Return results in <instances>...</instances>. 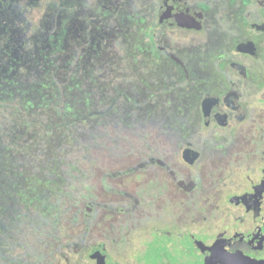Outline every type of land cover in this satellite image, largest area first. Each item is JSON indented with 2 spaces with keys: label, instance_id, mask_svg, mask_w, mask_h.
<instances>
[{
  "label": "flooded vegetation",
  "instance_id": "obj_1",
  "mask_svg": "<svg viewBox=\"0 0 264 264\" xmlns=\"http://www.w3.org/2000/svg\"><path fill=\"white\" fill-rule=\"evenodd\" d=\"M152 7L156 55L187 82L179 110L150 112L142 134L116 140L129 147L102 164L104 184L78 213L43 206L44 262L9 258L14 237L0 223L2 264L264 262V0Z\"/></svg>",
  "mask_w": 264,
  "mask_h": 264
},
{
  "label": "rangeland",
  "instance_id": "obj_2",
  "mask_svg": "<svg viewBox=\"0 0 264 264\" xmlns=\"http://www.w3.org/2000/svg\"><path fill=\"white\" fill-rule=\"evenodd\" d=\"M154 1L0 0V31L10 26L19 35L26 29L33 33L46 18L51 29L46 39L53 33L64 36L57 45L67 50L65 62L72 65L74 53L80 55V61L75 60L79 65H73L80 66L79 77L74 78L76 91L66 88L74 81L69 70L41 75L44 92L29 76L23 82L30 92L26 98L29 107L15 110V114L12 110L11 117L0 114V223L14 237V250L5 252L9 258L26 253L34 261L44 262L49 245L43 227L37 228L49 210L43 206L59 204V211L51 207L54 215L78 213L84 205L82 199L88 195L92 200L99 191L97 186L104 184L102 164L110 162L115 150L129 147L127 141L116 140L142 134L150 112L161 115L155 110H179L187 82L180 85V73L156 55L157 39L150 35L156 20ZM43 39L37 38L34 49H41ZM53 40L50 38L49 45ZM20 79L11 75L14 84L22 83ZM58 84L66 88V102L70 101L68 94H76L70 102L77 110H54L48 105ZM88 110L98 113L88 115ZM80 115L87 117L78 118ZM17 187L30 188L31 195L28 191L25 196L18 194ZM22 197L33 203L31 209L22 205ZM18 221L23 228L10 227Z\"/></svg>",
  "mask_w": 264,
  "mask_h": 264
},
{
  "label": "trees",
  "instance_id": "obj_3",
  "mask_svg": "<svg viewBox=\"0 0 264 264\" xmlns=\"http://www.w3.org/2000/svg\"><path fill=\"white\" fill-rule=\"evenodd\" d=\"M24 6L26 9L27 4L25 3ZM49 11H51L50 8H48V12ZM40 23L41 25L44 24L47 28L41 29V25H39L38 31L32 33V30L26 29L22 32V35L14 33L9 29L10 26H7L8 29H6L5 32L0 31V67L4 69L3 73L0 71V114L5 112L4 115L6 117H11L13 111L15 114V110H22L29 107L30 102L26 103V98L30 92L25 91L23 86L25 78L29 76L34 77L36 82L34 84H39L41 86L42 82L40 78L46 76L47 73L55 76L57 71L64 73L65 70H67V72L69 70L73 80L74 78L79 77L78 68H80V66L76 67L73 65H75V63L79 65L75 60L79 59L78 57H80V55L75 52L72 65H68V61L65 62L64 60V50L66 48L57 45V42H62L64 38L63 34L53 33L50 38L53 40L54 37L56 42L53 40V44L49 45L50 38H46L51 33L50 24L46 23V18H43ZM39 36H44V45L40 50H36L34 49V46ZM36 52L37 55H35ZM11 75H14L16 79H19V77L22 78L20 79L22 83L18 82V84H14V81L11 80ZM61 83H64V81ZM44 88H46V85H42L38 90L44 92ZM66 88L70 91H76L78 88V82L75 80L71 81ZM66 88L64 87V84H58L54 87L52 98H49L48 102V105H51L54 110H77L74 103L70 102L74 99L73 97L76 94H68V99H70V101L67 99L68 101L66 102V99L64 98L67 95H64ZM44 98L45 95H43V100ZM87 101L91 103L90 99H87ZM78 110H82V108L80 107ZM92 112V110H88L87 114L92 115ZM79 117L85 118L87 115H80L78 118Z\"/></svg>",
  "mask_w": 264,
  "mask_h": 264
},
{
  "label": "water",
  "instance_id": "obj_4",
  "mask_svg": "<svg viewBox=\"0 0 264 264\" xmlns=\"http://www.w3.org/2000/svg\"><path fill=\"white\" fill-rule=\"evenodd\" d=\"M260 264H264V262L263 263H260Z\"/></svg>",
  "mask_w": 264,
  "mask_h": 264
}]
</instances>
